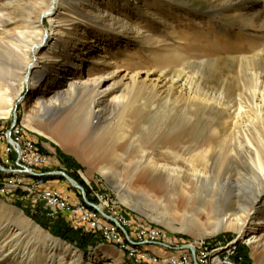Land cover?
<instances>
[{"label": "rangeland", "instance_id": "374dc122", "mask_svg": "<svg viewBox=\"0 0 264 264\" xmlns=\"http://www.w3.org/2000/svg\"><path fill=\"white\" fill-rule=\"evenodd\" d=\"M41 1L0 0V12L4 13V28L7 30L0 32V94L6 98L2 111H9L0 115V126L10 127L14 122L18 123L23 129V139L36 142L45 157V162H41L45 172L32 170L33 173L21 180L27 183L48 181L46 187L61 191L69 188L78 194L75 202L80 204L76 205L99 211L98 224L107 223L105 212H120L134 226L158 229L173 246L188 248L194 245L197 248L202 245L208 248L210 256L218 264H264V246L254 248L247 242L248 232L231 227L211 231L214 224L226 216L227 213L220 214L225 207L232 205L238 210L240 203L250 206L255 199V189L242 160L233 161L229 170L224 169L230 175L232 186L220 182V194H209L207 186L196 194V202L192 206L188 207L181 198L176 205L169 207L167 196L184 194L181 186L173 188L172 182L166 178L158 186H150L136 175L133 177L135 170L132 164L114 165L103 161L95 164L82 160L48 135L64 119L71 126L80 125L81 112L87 102L81 94H76L71 99H64L60 105L57 104L58 109H54L51 103L59 86L64 91L68 90L69 83L78 74L87 78L117 72L118 77L108 79L107 83L113 87L120 84L117 95L129 96L130 102L138 105L145 102L147 94L137 90L128 95L124 75L139 72L142 78L149 75L159 82L163 86L161 90L166 91L160 102L162 107L152 113L153 117L151 115L150 120L155 126L150 130L139 127L134 132L146 138L148 134L145 133L149 131L154 140L158 139L155 148L159 150L175 145L183 149L195 143L205 146L209 139H213L214 129L220 130L221 134L225 132L230 113L238 107L245 109L243 113H256L253 101L264 91V0H79L76 1L78 10L69 13V18L75 22H67L65 28L69 33L61 40L57 37L58 41H55L56 35L53 36L52 30L56 23L53 24L47 14L41 16L44 12ZM64 1L66 6L70 0ZM100 10H107L104 16ZM57 12L66 13L59 5ZM29 16L35 23L41 19L39 33L45 36L48 44L56 42L57 53L61 55L58 62L46 65L43 67L45 71L38 72L37 76L27 66L29 62H36L27 49V43L36 42L40 37L28 33L23 39L25 42L17 38L20 31H33L25 20ZM20 47L25 54L19 60L15 52L22 55ZM172 81L177 86L169 103H166L167 89ZM182 86L184 90L179 92ZM204 93L219 98L223 105L205 110L194 104L193 97L203 98ZM108 105V101L101 104L104 123L99 124L91 139L102 133L106 134L105 138L114 136L115 126L104 128L105 121L113 118V122L118 124L122 106L111 113ZM94 121L97 122L96 119ZM180 123L185 129L180 135H184L173 141L167 140L165 132L177 128ZM87 135L83 139H87ZM131 153L134 155L135 151ZM14 168H0L3 180L8 182L4 172L12 174L11 181L17 180ZM63 172L83 186L85 196L80 195L82 190L75 187ZM218 173L213 172L212 175ZM18 183L17 190L10 192L15 194L0 193V264H28L27 259L36 257L35 251L41 242L35 234H38L36 226L82 251L81 264H104L107 257L103 258L99 251L105 248L120 257L118 251L106 244L107 241L91 232L85 218L72 214L57 218L46 215L42 200L33 193L30 184ZM238 189L241 194H231ZM210 202L213 203L210 205ZM260 205L259 201L256 204L258 211ZM220 206L222 209L218 211ZM40 222L53 227L56 225L59 232L68 229L70 235L78 240L55 235ZM89 232L96 237L95 243L83 240ZM126 237L123 232V239L127 240ZM111 245L123 250L132 260L129 248ZM170 248L174 249L173 254L179 252V248ZM146 251L150 252L148 248ZM95 253L99 257H95ZM118 260L113 264H118Z\"/></svg>", "mask_w": 264, "mask_h": 264}, {"label": "bare ground", "instance_id": "6f19581e", "mask_svg": "<svg viewBox=\"0 0 264 264\" xmlns=\"http://www.w3.org/2000/svg\"><path fill=\"white\" fill-rule=\"evenodd\" d=\"M76 1L79 0H70L67 2L66 6L64 0L41 1L40 6L44 10L41 16L47 14L53 24L56 23L52 28L53 36L56 35L55 41L59 40L57 37L61 40L69 33V30L65 28L67 22H75V19L69 18V13L70 11L78 10ZM57 5L65 9L66 13L61 14L60 12H57ZM106 11L107 10H100L102 16L105 15ZM3 16L4 13L0 12V32H7L4 28L6 20L3 19ZM30 16L25 20L28 24V28H32L33 31H20L17 38L18 40L23 41V39L29 34H33L35 36L38 35L40 37L36 42L30 43L27 41V49L32 53V56L36 58L35 63L29 62L27 66L30 70H34L33 73L35 72V76H37L38 72L41 73V71L44 70L43 67L58 62L61 55L58 54L56 50L58 48V44L56 42L48 44L45 36L39 33L41 19L35 23L31 20ZM112 19L113 17H111L110 20ZM23 42H25V40ZM80 42L82 41L80 40ZM8 47L14 53V49L9 45ZM19 50H22L21 47ZM23 51L24 50H22V55L21 53L15 52L19 60L24 57L25 53L23 54ZM27 52L28 51H26V53ZM71 60L73 61V58H71ZM0 74L2 75L1 70ZM256 74L257 73H255V75ZM118 75L119 73L117 72H109L104 75L101 74L95 77L82 78L78 74L69 83L68 90L64 91L59 86L56 90V97L51 103V107L54 109L57 107V104L60 105L64 99H71L76 94H81L82 97L86 98L87 102L85 108L81 112L80 120H82V122L80 125L75 124L74 126H71L64 119L52 128L48 135L51 138H55L67 149L74 151L82 160L95 164L97 162L102 163V161L103 163L105 162V164L114 165L132 164L135 170L133 177L136 175L140 181L147 182L150 186H158L159 182L162 181L163 178L169 179L172 182L173 188L181 186V189L183 190L182 193L184 194L166 195L168 197L167 206L169 207L176 205V202H178L181 198L183 201L185 200L184 204L188 207L192 206V204L196 202V194L199 193L201 188L205 189L207 186L209 194H220L222 191V189H220L221 183L225 186H232L230 175L226 171L232 167V163H234L233 161L237 162L238 160H242L244 167L248 170L247 173H249L250 180L253 183L255 189L254 194H256L255 199L251 202L250 206H246L243 202L242 204L240 203L237 206L238 210H235L232 205L225 207L220 214L227 213L226 216L221 217L220 220L214 224L211 231L213 233L228 227L236 228L241 232H248L249 235L246 238V241L251 243L254 248L264 246V227L262 224L264 223V91L257 94L258 96L256 95L253 101V105L256 110L255 114H250L246 111L243 113V110L245 109L242 110L241 107H238L233 111V113H230V121H227L228 128L225 132L221 134L220 130L214 129L213 139H209V141H207L208 144L205 146L197 145L195 143L194 145L189 144L184 146L183 149H180L181 147L179 148L174 144L175 146H171L170 149L159 150L155 148V141L156 144H158V139L154 140L149 131L145 133L148 134L146 138L142 135H137V132L134 131H136L137 128V130H139V127L141 129L145 127V129L150 130L155 126L153 121L150 120L151 115L153 117L152 113L162 107V103L160 102L166 89L161 90L163 86L160 85L159 82L149 78V75H145V78H142L139 72L124 75L125 78H127V82L124 87H127L125 90H127L128 95H131L137 90L147 94L145 96V102L134 105L133 102H130L129 96L121 97L120 95H117L116 92L119 90L120 84L113 87L107 83L108 79L117 78ZM175 85L174 81H172L169 85L167 89L168 95L165 100L166 103H169L170 97L176 89L177 85ZM183 90L182 86L180 87L179 92H182ZM197 99L200 100L196 102ZM5 100L6 98L0 94V115L9 112L4 110L2 111V107L4 105L3 101ZM103 101H108L109 105L107 107H110L111 113L122 106V111L119 117L120 120H118V124L113 122V118L105 121L106 125L104 128L111 129L113 125L115 126V134L111 137V139H109V137L105 138L106 134L103 135V133L99 134L97 137L95 135V137L91 139V135L99 127V124L103 122L101 120L102 112L104 110L103 106H101ZM193 101H195L194 104L199 106L201 105L205 110L211 109L215 105H223L219 98L214 97V95L210 96L206 93H204L203 98L193 97ZM227 107L229 110L231 109L229 105H227ZM95 119L97 120L96 123L94 121ZM246 121L248 123L245 124ZM180 125L181 123L178 124L177 128L171 127L172 129L169 130V132H165L167 133L165 134L167 140L173 141L176 137H182L184 135H180L182 134L181 131L184 129ZM251 128L253 130H251ZM22 130L23 129L20 127V135H22ZM84 135H87V139H83ZM133 150L135 151L134 155L131 153ZM1 158V161H4L3 150ZM22 166H29V159H22ZM1 167L2 166H0V168ZM3 167L5 170V166ZM13 172L15 173L17 180H19L34 171L32 172L31 169L27 168H14ZM213 172L219 173L213 176ZM1 174L2 172L0 170V191H16L19 187V181H14V183L7 178V182L6 180H3V176H1ZM4 174L8 177L12 175L7 172H4ZM38 182L41 181L39 180ZM30 188L31 190H34V194H37L38 199H43L42 190L38 189V187L34 185H30ZM237 191L233 190L231 194H241L240 189ZM123 200L128 201L124 198ZM259 201L261 202L259 207L260 211H258L256 207V204ZM217 202L219 203V201ZM212 203L210 202V205ZM75 206L85 210L86 214H91L92 219L98 220L100 218V213L95 208L94 211L86 208L84 205ZM221 209L222 208L220 206L218 211ZM36 231L38 234L36 232L35 234L39 236L41 242H39L38 250L35 251L37 254L35 255L36 257L27 259L28 264H30V262L31 264H41L43 260L45 261V264H81L82 251L74 246H71L67 242L62 241L60 238L54 237L49 233H45L38 226H36ZM123 232L124 235H127V240L125 239L127 244L123 239ZM158 234L161 235L159 230ZM116 239L119 241H105L119 247L129 248L128 254L134 264H143L144 259L137 258L132 255L150 256V252H147L144 249L146 244L133 241L126 233L125 229H116ZM147 241H155V234H147ZM154 244L162 245V242H154ZM188 249H191V251L194 252V255L198 260L207 261L208 264H218V261H215V258L210 256L211 251L209 252L208 248H204L202 245H199L196 248L193 245V247L188 246ZM105 251V249L103 251L101 250V253L103 254L102 257L108 255ZM206 251H208V256ZM171 255H179V252ZM23 257L24 256H22V260H25ZM95 257H99L98 253H95ZM113 262L116 263L117 260H114ZM184 264H192L191 252H184Z\"/></svg>", "mask_w": 264, "mask_h": 264}, {"label": "built area", "instance_id": "2783aa9c", "mask_svg": "<svg viewBox=\"0 0 264 264\" xmlns=\"http://www.w3.org/2000/svg\"><path fill=\"white\" fill-rule=\"evenodd\" d=\"M0 150H3L4 161H0V166L27 168L39 170L41 162H45V157L39 146L31 139H23L20 135V126L13 123L10 127L0 126ZM22 159H29V166H22ZM25 182L26 184L37 186L43 192L42 202L46 209V215L57 218L60 215L72 214L81 215L88 223L89 229L97 237L107 241H119L116 239V229H125L133 241L146 244V247H154V242H162V251L150 249V256L132 255L137 258L149 260L153 264H184V252H191L192 264H208L207 261H200L191 249L185 246H173L158 234V229L151 226H134L131 220L120 212H105L107 223L98 224L97 219H92L91 214H86L85 210L75 206V195L68 188L61 191L58 188L46 187V182L27 183L26 180H14ZM1 194H15L7 191H0ZM80 195L85 194L81 191ZM24 198V195H23ZM109 201V199H108ZM147 234H155V241H147ZM165 247L179 248V255H165ZM207 256H208V251Z\"/></svg>", "mask_w": 264, "mask_h": 264}, {"label": "crops", "instance_id": "0c3cea01", "mask_svg": "<svg viewBox=\"0 0 264 264\" xmlns=\"http://www.w3.org/2000/svg\"><path fill=\"white\" fill-rule=\"evenodd\" d=\"M2 152V151H1ZM9 180H10V177H7ZM29 182V181H28ZM22 193L24 194V192L22 191ZM26 194V193H25ZM76 204H80L79 202H75V205ZM76 216H79V215H76ZM81 216V215H80ZM103 223V222H102ZM106 244L107 245H109V246H111V247H113L114 248V250H116V251H118V253L120 254V257L119 256H115V255H112V253L111 252H109V250L107 249V248H105V252H107L108 253V255H106V257H107V262H104V264H113V263H115V262H113L112 260L114 259V260H118V264H134L133 263V261L132 260H129V258H127V256H126V254L123 252V250H118V248L117 247H115V246H113V245H111L110 243H107L106 242ZM156 245H158V244H156ZM155 248H152V250H154V251H162V246L161 245H158V246H154ZM127 248V247H126ZM147 248L150 250V248L149 247H144V249L145 250H147ZM101 250H104V249H101ZM101 250L99 251V253H101ZM174 253V249H172V248H170V247H165V255H171V254H173ZM101 255H103L102 253H101ZM105 256H103V258H104ZM118 258V259H117ZM143 264H153L151 261H149V260H144V263Z\"/></svg>", "mask_w": 264, "mask_h": 264}, {"label": "trees", "instance_id": "16d2710c", "mask_svg": "<svg viewBox=\"0 0 264 264\" xmlns=\"http://www.w3.org/2000/svg\"><path fill=\"white\" fill-rule=\"evenodd\" d=\"M36 143V142H35ZM37 144V143H36ZM38 145V144H37ZM2 150H0V161L2 160V158H1V155H2V152H1ZM38 172H45L46 170L45 169H42V166H41V168L39 169V170H37ZM47 171H49V170H47ZM76 179L78 180V178L76 177ZM79 181H80V179H79ZM82 182V181H81ZM40 221H42V220H40ZM62 222V221H61ZM41 224H43L42 222H40ZM62 224H63V222H62ZM44 226H46V227H48V228H50L51 229V231L55 234V235H59V236H63L65 239H68V240H71V241H77L78 239H76L75 237H73V236H71L70 235V232H69V230L67 229L65 232L63 231V232H59L55 227H56V225H55V227H53V226H51L52 224H43ZM48 225V226H47ZM68 226V225H67ZM96 237H94L93 236V234L91 233V232H89V233H87L86 235H84L83 236V240H89L90 242H93V243H95L96 242ZM93 240H95V242L93 241Z\"/></svg>", "mask_w": 264, "mask_h": 264}, {"label": "water", "instance_id": "95a60500", "mask_svg": "<svg viewBox=\"0 0 264 264\" xmlns=\"http://www.w3.org/2000/svg\"><path fill=\"white\" fill-rule=\"evenodd\" d=\"M63 175L66 176V177L70 180V182H71L75 187L81 189L82 192H85L83 186H81L78 182H76L75 180H73L71 177H69V176H68L67 174H65L64 172H63Z\"/></svg>", "mask_w": 264, "mask_h": 264}]
</instances>
